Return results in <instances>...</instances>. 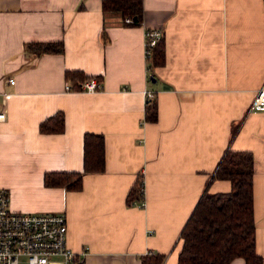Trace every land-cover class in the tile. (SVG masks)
Here are the masks:
<instances>
[{"label": "crops", "instance_id": "obj_1", "mask_svg": "<svg viewBox=\"0 0 264 264\" xmlns=\"http://www.w3.org/2000/svg\"><path fill=\"white\" fill-rule=\"evenodd\" d=\"M142 24L102 0H0V187L21 212H64L67 243L84 264H142L149 252L177 264L179 238L228 150L255 160L256 251L264 264V0H143ZM164 32L165 62L149 68L147 30ZM63 40L64 53L25 44ZM67 70L97 77L101 90L65 89ZM155 77L156 81H153ZM10 78H14L12 83ZM158 118L145 121L147 96ZM63 111V132L40 123ZM105 138L106 167L80 190L47 186V171L83 170L84 135ZM145 205H129L139 175ZM231 264H246L236 257Z\"/></svg>", "mask_w": 264, "mask_h": 264}, {"label": "trees", "instance_id": "obj_2", "mask_svg": "<svg viewBox=\"0 0 264 264\" xmlns=\"http://www.w3.org/2000/svg\"><path fill=\"white\" fill-rule=\"evenodd\" d=\"M105 13H119L127 24H142L143 0H102ZM27 53H64L63 40L29 42L25 44ZM149 68L165 62V43L162 38L147 58ZM67 79L75 89L78 82L92 77L82 70H67ZM158 118L157 102L147 99L145 121L154 122ZM63 111L44 119L40 123L42 133H57L65 130ZM83 170L47 171L44 183L47 186H65L70 190L83 187V177L89 172H103L106 167L105 138L103 134L87 132L84 135ZM255 160L249 151L228 150L218 164L214 179H229L232 188L228 192L204 191L192 214L184 225L179 238L177 264H231L236 257L245 259L246 264H263V257L256 251V222L254 213ZM139 175L137 185L129 193L127 203L137 204L143 198L140 192ZM166 255L149 252L142 258V264H163Z\"/></svg>", "mask_w": 264, "mask_h": 264}, {"label": "built area", "instance_id": "obj_3", "mask_svg": "<svg viewBox=\"0 0 264 264\" xmlns=\"http://www.w3.org/2000/svg\"><path fill=\"white\" fill-rule=\"evenodd\" d=\"M125 22H131L130 17ZM161 28H149L146 39V55L151 56L152 49L163 38ZM14 83V78H10ZM103 87L95 76L78 82L75 89L67 81L68 91L81 90L96 92ZM147 99L154 97L150 90L145 91ZM252 109L264 111V87L259 89L252 102ZM6 111L0 110V121L6 118ZM140 192L143 198L139 203L145 205V181L140 180ZM67 216L64 212H21L11 207L8 188L0 187V264H84V255L76 252L67 243Z\"/></svg>", "mask_w": 264, "mask_h": 264}, {"label": "water", "instance_id": "obj_4", "mask_svg": "<svg viewBox=\"0 0 264 264\" xmlns=\"http://www.w3.org/2000/svg\"><path fill=\"white\" fill-rule=\"evenodd\" d=\"M153 81H156L155 77H152Z\"/></svg>", "mask_w": 264, "mask_h": 264}]
</instances>
